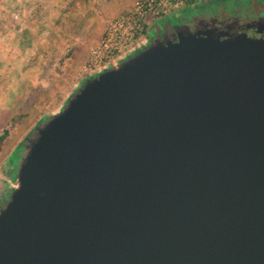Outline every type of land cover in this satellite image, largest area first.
<instances>
[{
    "label": "water",
    "instance_id": "obj_1",
    "mask_svg": "<svg viewBox=\"0 0 264 264\" xmlns=\"http://www.w3.org/2000/svg\"><path fill=\"white\" fill-rule=\"evenodd\" d=\"M175 21L22 139L0 264H264V41Z\"/></svg>",
    "mask_w": 264,
    "mask_h": 264
},
{
    "label": "rangeland",
    "instance_id": "obj_2",
    "mask_svg": "<svg viewBox=\"0 0 264 264\" xmlns=\"http://www.w3.org/2000/svg\"><path fill=\"white\" fill-rule=\"evenodd\" d=\"M140 1L0 0V51L4 53L0 66L16 63L21 73L27 65L33 67L31 83L18 84L5 100L1 85L7 75L0 74V137L4 135L0 141V197L11 173L9 167L19 158L22 139L42 116L62 106L81 79L95 72L86 68L106 28L130 15ZM194 1L186 0L165 13H147L142 32L131 31L120 56L142 43L157 23L175 20Z\"/></svg>",
    "mask_w": 264,
    "mask_h": 264
},
{
    "label": "flooded vegetation",
    "instance_id": "obj_3",
    "mask_svg": "<svg viewBox=\"0 0 264 264\" xmlns=\"http://www.w3.org/2000/svg\"><path fill=\"white\" fill-rule=\"evenodd\" d=\"M175 20L187 25L192 32L199 27H205L208 32L212 29L221 41L240 36L264 41V0H195L182 9ZM170 23L171 19L161 21L150 33L161 39L160 33L167 32L166 37L176 42L178 36L170 30Z\"/></svg>",
    "mask_w": 264,
    "mask_h": 264
},
{
    "label": "built area",
    "instance_id": "obj_4",
    "mask_svg": "<svg viewBox=\"0 0 264 264\" xmlns=\"http://www.w3.org/2000/svg\"><path fill=\"white\" fill-rule=\"evenodd\" d=\"M185 1L141 0L130 15L120 18L106 28L102 40L92 52L86 69L94 72L119 58L126 50L131 31L142 32V21L147 13H165L167 9L178 8Z\"/></svg>",
    "mask_w": 264,
    "mask_h": 264
},
{
    "label": "crops",
    "instance_id": "obj_5",
    "mask_svg": "<svg viewBox=\"0 0 264 264\" xmlns=\"http://www.w3.org/2000/svg\"><path fill=\"white\" fill-rule=\"evenodd\" d=\"M0 54H2L0 56H4V53L2 51H0ZM32 69V66L27 65L25 68H23L22 73L18 72L16 63L14 64L12 62H8L7 65L5 64L4 66H0V74L7 75L4 77L6 79L4 85H1V87H4L2 90V94L5 95L4 100L13 95V88L18 87V84H24L26 86V84L31 83L29 72H32ZM1 87L0 89H2ZM2 94L0 95V97H3ZM16 95L19 96L18 92ZM1 99L2 98H0V101Z\"/></svg>",
    "mask_w": 264,
    "mask_h": 264
},
{
    "label": "trees",
    "instance_id": "obj_6",
    "mask_svg": "<svg viewBox=\"0 0 264 264\" xmlns=\"http://www.w3.org/2000/svg\"><path fill=\"white\" fill-rule=\"evenodd\" d=\"M3 138H4V135H2V136L0 137V141H2Z\"/></svg>",
    "mask_w": 264,
    "mask_h": 264
}]
</instances>
